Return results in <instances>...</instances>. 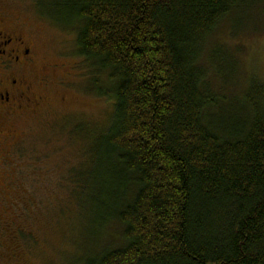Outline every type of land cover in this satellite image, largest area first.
Wrapping results in <instances>:
<instances>
[{"label": "trees", "instance_id": "trees-1", "mask_svg": "<svg viewBox=\"0 0 264 264\" xmlns=\"http://www.w3.org/2000/svg\"><path fill=\"white\" fill-rule=\"evenodd\" d=\"M242 1L64 2L92 89L113 104L83 209L104 240L79 264H264V84L201 65ZM65 182L77 207L84 188Z\"/></svg>", "mask_w": 264, "mask_h": 264}, {"label": "rangeland", "instance_id": "rangeland-1", "mask_svg": "<svg viewBox=\"0 0 264 264\" xmlns=\"http://www.w3.org/2000/svg\"><path fill=\"white\" fill-rule=\"evenodd\" d=\"M0 1L34 46L29 79L43 82L34 90L43 102L14 117L13 141L0 156V222L6 225L4 233L0 224V264H79L104 240H94L84 210L94 207L91 197L100 188L99 130L113 104L92 89L66 0ZM206 43L201 65L209 74L210 59L222 64L224 80L252 77L264 84V0H243ZM219 119L227 121L224 114ZM66 178L84 188L77 207Z\"/></svg>", "mask_w": 264, "mask_h": 264}, {"label": "flooded vegetation", "instance_id": "flooded-vegetation-1", "mask_svg": "<svg viewBox=\"0 0 264 264\" xmlns=\"http://www.w3.org/2000/svg\"><path fill=\"white\" fill-rule=\"evenodd\" d=\"M35 59L34 46L14 26L12 11L0 1V156L13 141L14 117L33 111L43 102L34 95L35 87L43 82L29 79Z\"/></svg>", "mask_w": 264, "mask_h": 264}]
</instances>
